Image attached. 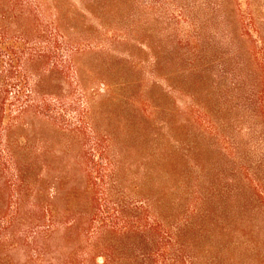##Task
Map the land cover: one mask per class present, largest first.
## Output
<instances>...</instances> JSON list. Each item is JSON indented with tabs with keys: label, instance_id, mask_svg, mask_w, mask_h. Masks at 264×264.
<instances>
[{
	"label": "rangeland",
	"instance_id": "obj_1",
	"mask_svg": "<svg viewBox=\"0 0 264 264\" xmlns=\"http://www.w3.org/2000/svg\"><path fill=\"white\" fill-rule=\"evenodd\" d=\"M26 1L31 94L4 118L0 264H31L41 245L32 264H102L103 189L102 217L124 205L121 226L151 200L167 223L210 211L193 264H264V0ZM145 238L101 244L139 264Z\"/></svg>",
	"mask_w": 264,
	"mask_h": 264
},
{
	"label": "trees",
	"instance_id": "obj_2",
	"mask_svg": "<svg viewBox=\"0 0 264 264\" xmlns=\"http://www.w3.org/2000/svg\"><path fill=\"white\" fill-rule=\"evenodd\" d=\"M31 7V3L26 0H0V143L2 141L1 137L11 126L9 122L4 121V118L24 109L27 106L25 100L31 94L22 74L24 60L27 56L26 44L31 40V35L34 34V28L31 29L29 25V21L34 16V10ZM23 20L25 23H23ZM25 91L28 93H25ZM1 160L0 157V170L2 167ZM119 184L116 182L117 186ZM96 195L98 196V207L95 213L92 214L90 222L95 223L96 220L100 222L94 232L95 237L97 236L100 240L93 243L92 247L95 251L98 250L102 253L100 255L103 260L102 264H125L124 261L133 264L135 258L125 260L130 257L118 259L112 257V252L114 253L112 248L115 244H107V242L106 245L101 244L106 234L120 235L131 231L142 234V237H146V243L152 245L148 246V249L131 245L132 250L137 253L136 260L138 259L139 264H152L155 261L161 264H193L192 256L194 255L190 252V248L196 240L193 231L199 224L196 223L195 218L204 220L211 214L210 211L206 209L202 212L201 208L195 205L193 206L195 209L192 207L184 211L183 215L177 218L175 224L167 223L164 219L148 213L154 207L151 200L147 204L149 210L146 217H139V219L129 221L121 226L117 225L116 220L119 219L117 218L119 215L124 213V205H117L116 211L112 210L114 212L111 216L112 219L109 220L110 218L102 217L106 213L105 208H110L109 194L104 192L103 189L101 193ZM44 218L50 220V216L46 213ZM186 231L191 235L185 239L186 234H188ZM147 237L150 238V241ZM197 239L199 238L197 237ZM103 243L105 242L103 241ZM47 251L48 249L44 245L38 246L32 251L36 253V256L29 255L28 263H34L38 258L43 259ZM67 264H72V262L70 261Z\"/></svg>",
	"mask_w": 264,
	"mask_h": 264
}]
</instances>
